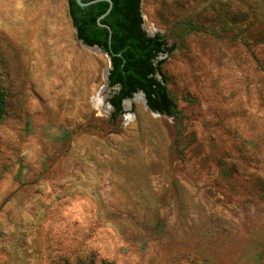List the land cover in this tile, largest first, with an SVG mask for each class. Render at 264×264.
<instances>
[{
  "label": "rangeland",
  "instance_id": "1",
  "mask_svg": "<svg viewBox=\"0 0 264 264\" xmlns=\"http://www.w3.org/2000/svg\"><path fill=\"white\" fill-rule=\"evenodd\" d=\"M141 11L172 115L114 112L68 0H0V264H264V0Z\"/></svg>",
  "mask_w": 264,
  "mask_h": 264
},
{
  "label": "trees",
  "instance_id": "2",
  "mask_svg": "<svg viewBox=\"0 0 264 264\" xmlns=\"http://www.w3.org/2000/svg\"><path fill=\"white\" fill-rule=\"evenodd\" d=\"M89 1V0H84ZM142 0H113V7L98 24V18L109 8V1L102 0L81 7L76 0H68L69 13L80 40L90 46L98 45L111 60L108 74L111 87L118 86L110 101L114 112L121 113L123 102L137 92H144L147 105L156 112L172 115L175 104L165 84L162 65L158 57L171 49L160 34L153 36L143 28ZM9 115L7 91L0 92V119Z\"/></svg>",
  "mask_w": 264,
  "mask_h": 264
},
{
  "label": "water",
  "instance_id": "3",
  "mask_svg": "<svg viewBox=\"0 0 264 264\" xmlns=\"http://www.w3.org/2000/svg\"><path fill=\"white\" fill-rule=\"evenodd\" d=\"M77 1V3L81 6V7H86V6H89V5H91V4H94V3H96V2H99V1H102V0H89V1H84V0H76ZM107 1H109V3H110V5H109V8L107 9V11L106 12H104L103 14H101L100 16H99V18H98V24L100 25V26H102V27H106V28H108L109 29V33H110V37H111V34H112V29H111V27H110V25H108V24H106V23H103L101 20L103 19V18H105L107 15H108V13L110 12V10L112 9V7H113V0H107ZM149 35V34H148ZM151 36H153V35H151ZM82 41V40H81ZM87 46H89V47H97L98 49H100V50H102V48L100 47V46H98V45H94V46H90V45H88V44H86ZM162 54L158 57L159 59L160 58H162ZM112 68V65H111V67H110V69ZM110 69H109V71H110ZM109 71H108V74H109ZM108 74H107V79H108ZM117 89L116 90H118V86H115ZM141 95L144 97V101L147 103V100H146V97H145V94H144V92H141ZM125 101V100H124ZM124 103V102H123Z\"/></svg>",
  "mask_w": 264,
  "mask_h": 264
},
{
  "label": "bare ground",
  "instance_id": "4",
  "mask_svg": "<svg viewBox=\"0 0 264 264\" xmlns=\"http://www.w3.org/2000/svg\"><path fill=\"white\" fill-rule=\"evenodd\" d=\"M93 48L98 49L97 47H93ZM98 50H100V49H98ZM108 70L106 72V76H105L106 78H107ZM93 97L95 99L96 105L100 106L104 102V98H105L104 94H103V89Z\"/></svg>",
  "mask_w": 264,
  "mask_h": 264
}]
</instances>
